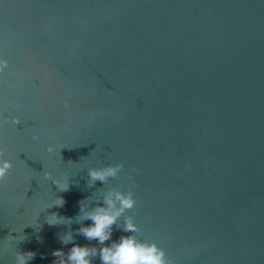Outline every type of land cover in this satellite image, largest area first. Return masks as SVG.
<instances>
[{
    "label": "water",
    "instance_id": "obj_1",
    "mask_svg": "<svg viewBox=\"0 0 264 264\" xmlns=\"http://www.w3.org/2000/svg\"><path fill=\"white\" fill-rule=\"evenodd\" d=\"M0 54L13 164L0 264L14 250L51 264L79 202L109 187L134 193L136 235L175 264H264V0H0ZM118 162V177L87 186V168ZM53 212L72 223L49 226Z\"/></svg>",
    "mask_w": 264,
    "mask_h": 264
},
{
    "label": "clouds",
    "instance_id": "obj_2",
    "mask_svg": "<svg viewBox=\"0 0 264 264\" xmlns=\"http://www.w3.org/2000/svg\"><path fill=\"white\" fill-rule=\"evenodd\" d=\"M9 69V62L0 54V76L5 74ZM68 108V102L64 104ZM12 126L20 125L19 117L12 116L8 121ZM33 139H38L33 137ZM48 152L53 149L49 147ZM13 164L10 160L5 159L3 151L0 150V181L8 176ZM124 169L123 162H118L102 167L87 168V186L93 187L97 181L102 184H108L110 179L119 176ZM132 169V172H136ZM46 179L52 180L57 189L61 192L69 190L68 180L53 179L50 173H44ZM129 183L134 181L133 175L127 177ZM95 200L94 207H89V202ZM65 201L63 198H56L51 207L62 208ZM137 199L131 190L123 191L119 188L109 187L99 189L92 197L79 202V214L75 217V222L80 224L75 230H69L59 237L63 245L72 246L65 252L62 248L55 249L51 255L55 259L51 264H96L99 260L100 264H175L170 259L165 250L158 246L155 241L141 240L136 235L140 229L137 226L134 217L128 214L135 208ZM121 217L123 220L121 222ZM83 221H90L87 225ZM49 226H55L61 223L71 224L72 219H66L60 216L58 212H53L46 217L45 221ZM116 230L128 235H121L118 240H113V231ZM83 236L87 241H96L99 247L95 245H80L74 242L75 236ZM9 241L20 242L26 239L24 235L15 237L9 236ZM110 242V243H106ZM8 243L0 245V252L8 251ZM14 257L13 264H29L37 253L34 251H17L12 252ZM43 259V254H41Z\"/></svg>",
    "mask_w": 264,
    "mask_h": 264
}]
</instances>
